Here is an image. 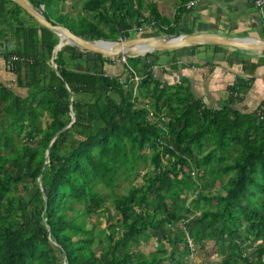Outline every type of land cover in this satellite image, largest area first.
Here are the masks:
<instances>
[{
    "label": "trees",
    "instance_id": "trees-1",
    "mask_svg": "<svg viewBox=\"0 0 264 264\" xmlns=\"http://www.w3.org/2000/svg\"><path fill=\"white\" fill-rule=\"evenodd\" d=\"M29 1L81 38L114 41L150 21L177 34L187 0L171 18L144 0H81L74 16L58 11L69 0ZM57 41L0 0V58L25 92L0 82V264H194L187 239L211 241L220 264H264V120L234 109L240 97L211 108L155 79L154 53L109 75L111 57L63 45L52 67ZM91 217L104 226L86 228ZM151 235L153 251L134 250Z\"/></svg>",
    "mask_w": 264,
    "mask_h": 264
},
{
    "label": "crops",
    "instance_id": "crops-1",
    "mask_svg": "<svg viewBox=\"0 0 264 264\" xmlns=\"http://www.w3.org/2000/svg\"><path fill=\"white\" fill-rule=\"evenodd\" d=\"M174 5L177 6V0ZM175 26L180 30L177 33L182 34L216 33L264 40V8L258 11L251 0H199L183 10ZM142 30L151 35L155 29ZM211 46L150 52L154 53L151 59L157 57L150 72L167 85L183 83L192 97L208 107H219L231 97L229 91L233 90L240 97L232 104L234 109L243 113L255 111L264 98V50L247 51L227 46L214 49ZM105 70L119 75L123 68L107 65Z\"/></svg>",
    "mask_w": 264,
    "mask_h": 264
},
{
    "label": "water",
    "instance_id": "water-1",
    "mask_svg": "<svg viewBox=\"0 0 264 264\" xmlns=\"http://www.w3.org/2000/svg\"><path fill=\"white\" fill-rule=\"evenodd\" d=\"M18 7H20L27 15H29L37 24L50 30L58 37L57 44L53 47L50 57L51 66L55 67L53 59L55 58L56 51L63 45H69L74 48L101 53L103 56H117L125 55L126 51L130 47L136 45L147 44L151 47V50L145 51L143 54H136L143 56L146 53H150L153 50H173L182 47L198 46V45H220L233 47L241 50H264V40H258L251 37H230L227 35H221L216 33H198V34H162V35H150L141 36L136 38H122L114 41L110 40H88L81 38L66 27L53 24L43 15L42 5L35 7L29 0H10ZM100 43H108L109 46L100 45ZM4 63V62H3ZM71 121L73 120V114L70 112ZM69 125V124H68ZM67 125V126H68ZM65 126L64 128H66ZM63 128V129H64ZM53 139V138H52ZM51 139V141H52ZM47 156V154H45ZM37 184L40 188L39 178H37ZM43 199H45L42 194ZM62 264H65L63 262Z\"/></svg>",
    "mask_w": 264,
    "mask_h": 264
},
{
    "label": "rangeland",
    "instance_id": "rangeland-1",
    "mask_svg": "<svg viewBox=\"0 0 264 264\" xmlns=\"http://www.w3.org/2000/svg\"><path fill=\"white\" fill-rule=\"evenodd\" d=\"M144 1L145 2H152L154 0H144ZM155 1H156V3L155 2L154 3H155V5H157V8L159 9L160 13L162 15H166V17H168V18H171L172 14L174 12V8H175L174 4L176 3V0H155ZM80 6H81V0H69L65 4L59 5L58 11L62 12V13L66 12L69 15L74 16V14L80 10ZM143 32H144L143 30L141 32L129 31V33H128L129 38L141 37V36H143L142 35ZM151 35H155V34H151ZM159 35H162V34H159ZM145 36H150V35L147 33V35H144L143 37H145ZM118 39H122V38H118ZM76 49H78V48H76ZM78 51L81 53H84V50H82V49H78ZM153 51H156V50H153ZM157 51H161V50H157ZM121 56L124 57V56H141V55L126 53L125 55L111 56L112 62L110 65H113V66H117V65L119 66L120 65L122 67V64L124 62L121 60ZM105 73L109 74V75H113L112 73H109L106 70H105ZM0 82L3 83L4 85H6L7 87H9L10 89H12L13 92H15L19 95H24V93H25L24 89H18L15 87L14 75L5 70L4 63H3V60L1 58H0ZM143 171L144 170L141 167L138 171L135 172L134 177L131 180V183L133 185H138L141 183V175H142ZM224 181H225V178H221L220 181L219 180L214 181L213 184L211 185V187L209 188L211 193L220 192L219 183H223ZM128 182H129L128 178L121 180L119 183V187L117 189V192L122 193L125 190V188L127 187ZM85 222H86V228H89L91 226V222H93L95 229H99V228H102L104 226V222L101 219H100V222L98 223L97 221H95V218H93V217L89 218V220L85 219ZM110 230L115 231V228H111ZM156 237L154 235H151L150 237L139 241L137 246L134 248V250L140 251V252L147 255L149 252H151L155 249ZM163 242H164V246L166 248V253H168V251L170 250V247L165 240H163ZM201 243H199V245L198 244L192 245V247L194 246L193 247L194 248V254L191 255V257H190L191 261L190 260L189 261L193 262L194 264H220V257L211 252L212 242L211 241H205L202 245H200ZM255 244H256V242L250 243V245H251L250 247H253ZM251 249L252 248H247V251H250ZM55 254L61 258V254L59 252L55 251Z\"/></svg>",
    "mask_w": 264,
    "mask_h": 264
},
{
    "label": "built area",
    "instance_id": "built-area-1",
    "mask_svg": "<svg viewBox=\"0 0 264 264\" xmlns=\"http://www.w3.org/2000/svg\"><path fill=\"white\" fill-rule=\"evenodd\" d=\"M199 0H187L185 3H184V6L185 8H191L192 6H194ZM251 3L253 5V7L255 9H257L258 11H262L263 8H264V0H251ZM153 26V22L150 21L149 23L147 24H144L143 26L141 27H138L137 28V31L138 32H141L142 31V28H151ZM125 57V56H124ZM124 57L121 56V60L124 62ZM16 59V56L15 55H11L9 60H7L8 62L10 61H14ZM131 80L133 82L134 85H136V83L138 82L139 78L134 74L132 77H131ZM264 94V93H263ZM229 95L232 97V98H236L239 96V94L236 92V91H229ZM255 114L257 115L258 119L259 120H264V98L261 102V104L255 109ZM162 121H164L165 119H161ZM188 241V245L190 246V250L193 252L194 251V246L192 247V243L190 241V239H187Z\"/></svg>",
    "mask_w": 264,
    "mask_h": 264
},
{
    "label": "bare ground",
    "instance_id": "bare-ground-1",
    "mask_svg": "<svg viewBox=\"0 0 264 264\" xmlns=\"http://www.w3.org/2000/svg\"><path fill=\"white\" fill-rule=\"evenodd\" d=\"M100 45L103 46H109L108 43H100ZM147 50H151V47L147 44H143V45H136L134 47H130L128 51H126V53H131V54H143L145 51Z\"/></svg>",
    "mask_w": 264,
    "mask_h": 264
}]
</instances>
